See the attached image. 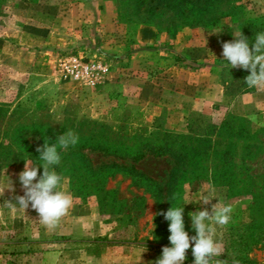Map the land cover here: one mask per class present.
I'll return each instance as SVG.
<instances>
[{"label": "rangeland", "instance_id": "374dc122", "mask_svg": "<svg viewBox=\"0 0 264 264\" xmlns=\"http://www.w3.org/2000/svg\"><path fill=\"white\" fill-rule=\"evenodd\" d=\"M2 1L1 107L12 110L20 103L41 101L55 126L66 117L75 126L90 122L111 130L124 126L123 131L137 127L166 131L188 160L179 162L175 183L167 184V163L145 159L135 166L137 171L159 185L132 183L115 175L105 184L109 194L100 202L94 196L77 197L62 179L60 190L70 193L73 203L54 227L41 223L31 206L25 212L20 208L13 199L24 194L20 172L2 170L0 187H7L9 178L15 190L5 189L0 196V264H151L163 247L171 246L169 221L157 213L187 203L185 231L194 236L189 213L210 210L211 205L199 203L210 191L218 202L233 208L229 223L217 226V239L225 250L219 259L235 254L240 264H264V119L253 122L230 111L224 102L205 114L199 101L171 97L164 84L174 83V78L157 64L139 63L138 68L120 71L128 65L123 62L125 53L141 48L132 46L138 32L165 37L189 33L186 58L191 64L185 66L191 71L204 64L216 76L214 83L231 97L241 89L263 88L249 87L244 80L250 72L223 61L222 44L241 31L251 48L256 34L264 32V0H221L212 5L215 19L207 20L201 0H5L7 7ZM41 1L50 8L42 9ZM44 13L51 17L49 24L42 22ZM73 60L103 64L107 74L94 86L72 83L63 65ZM138 75L131 98L115 87ZM142 86L148 88L143 92ZM147 94L163 102L151 119L145 111L149 106H141ZM175 98L182 104L171 105ZM193 261L190 246L183 264Z\"/></svg>", "mask_w": 264, "mask_h": 264}, {"label": "trees", "instance_id": "16d2710c", "mask_svg": "<svg viewBox=\"0 0 264 264\" xmlns=\"http://www.w3.org/2000/svg\"><path fill=\"white\" fill-rule=\"evenodd\" d=\"M220 2L201 0L204 6L202 17L206 20L215 19L212 5ZM241 92L244 91L241 89ZM124 129V126H118L116 130H111L107 126L90 122H81L75 126L66 117L60 126H55L50 122L48 110L41 101H34L28 106L20 103L12 110L0 106V172L4 169L21 172L24 161L29 159L34 164L42 165L43 161L39 160L40 153L36 148L42 146L44 140L54 143L63 132L72 130L79 137L78 143L69 146L66 151L62 150L60 164L51 167L67 180L69 191L77 197L94 196L100 202L109 194L105 184L115 175L128 178L132 183L153 182L159 185V182L139 174L135 167L149 158L166 162L169 169L165 182L175 183L179 162L184 163L188 158L186 153L177 150L174 137L166 131L148 132L145 127L127 131ZM42 172L41 167L38 176Z\"/></svg>", "mask_w": 264, "mask_h": 264}, {"label": "clouds", "instance_id": "9594fccd", "mask_svg": "<svg viewBox=\"0 0 264 264\" xmlns=\"http://www.w3.org/2000/svg\"><path fill=\"white\" fill-rule=\"evenodd\" d=\"M233 38L231 42L222 44L223 61H227L230 68L248 70L250 74L244 81L249 87L264 86V32L256 34L251 48L248 39L241 31L237 32ZM248 118L253 122L256 120L254 115ZM78 140V135L72 130L63 132L54 143L44 140L43 145L36 148V151L40 153L39 160L43 161V164H34L32 159H29L24 161V169L18 174L24 194L13 197L14 201L24 212L31 206L38 213L41 223L47 227H54L72 207V195L60 190L63 178L51 166L59 165L61 151H66L69 146H75ZM41 167L43 172L38 176V170ZM8 180L7 187H0V196H4L5 189L14 192L13 183L9 178ZM213 199L215 198L211 195V191L209 195L202 194L199 203L211 205L210 210L205 207L204 210L189 213L192 228L196 233L191 237L185 231L183 218V206L187 203L181 207L171 206L166 212L157 213L169 221L168 240L171 246L163 247L160 258L151 264H183L186 260V250L190 246L194 257L193 264H240L235 254L231 257L227 256V259H219L220 256L225 255V250L223 243L217 239V226L222 227L229 223L233 208L216 199L217 202L212 204ZM7 204L9 207H15L12 200H7Z\"/></svg>", "mask_w": 264, "mask_h": 264}, {"label": "crops", "instance_id": "0c3cea01", "mask_svg": "<svg viewBox=\"0 0 264 264\" xmlns=\"http://www.w3.org/2000/svg\"><path fill=\"white\" fill-rule=\"evenodd\" d=\"M42 9H49L50 4L44 1L40 2ZM60 3L57 4L59 6ZM9 6L8 1L3 0L2 6ZM39 8V4H35ZM6 6V7H7ZM42 16V22L50 23L49 14L44 13ZM140 45L141 48L137 50H128L125 53L123 62L127 63L123 65V69L120 71L128 72L129 69L138 68L140 66H145L148 63L157 64L164 73L171 74L170 78H174V83L168 85L164 84V88H169L171 92V97L181 98V101H199V105L202 106L203 112L209 114L211 108L221 102L227 104V108L233 113L240 116H255L256 120L264 119V87L255 88L250 92H241L234 96H227L222 91L221 85L214 83L215 75L210 73L209 70L203 67L201 64V69H196L191 71V69L186 64H191L186 56H189V46L191 41L189 40V33H176L171 36H154L151 33L138 32L133 38V45ZM183 57V58H181ZM181 58V59H179ZM140 63V64H139ZM139 64L140 66H137ZM136 72H134L135 74ZM133 74V73H130ZM130 76V75H129ZM184 80H186L184 82ZM139 82L138 78L128 77L115 84L116 88L125 93H129V98L132 97L131 91H135L132 88L133 83ZM175 85V86H174ZM174 86V88H172ZM144 92L148 86L143 88ZM158 88V86H157ZM142 92V93H143ZM137 93L136 95H140ZM148 96V97H147ZM143 97V96H142ZM147 100L141 103L142 105H148L149 107L145 110L147 118L151 119L160 112L162 101L159 99H152L148 94L146 95ZM175 98V99H176ZM194 99V100H192ZM133 100H137L134 98ZM171 105H179L181 102L173 101L170 102ZM255 120V121H256Z\"/></svg>", "mask_w": 264, "mask_h": 264}, {"label": "built area", "instance_id": "2783aa9c", "mask_svg": "<svg viewBox=\"0 0 264 264\" xmlns=\"http://www.w3.org/2000/svg\"><path fill=\"white\" fill-rule=\"evenodd\" d=\"M68 79L72 83H82L94 86L107 74V67L103 64L89 61L81 63L72 61L71 64L63 65Z\"/></svg>", "mask_w": 264, "mask_h": 264}]
</instances>
